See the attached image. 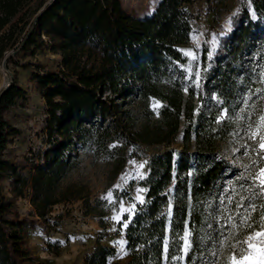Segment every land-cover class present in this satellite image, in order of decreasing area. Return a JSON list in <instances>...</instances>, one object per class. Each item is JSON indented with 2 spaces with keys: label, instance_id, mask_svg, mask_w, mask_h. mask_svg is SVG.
<instances>
[{
  "label": "trees",
  "instance_id": "trees-1",
  "mask_svg": "<svg viewBox=\"0 0 264 264\" xmlns=\"http://www.w3.org/2000/svg\"><path fill=\"white\" fill-rule=\"evenodd\" d=\"M191 1L158 0L150 14L138 17L120 0H0V68L24 66L19 52L34 53L45 45L61 55L54 68L30 63L32 80L47 103L48 147L24 168L5 153L19 134L12 108L26 91L16 74L0 89V264H42L25 240L36 219L15 209V199L27 188L35 214L43 218L70 199V188L62 189L61 183L79 152L91 148L96 156L113 159L115 178L128 158L138 155L133 146H170L180 133V148L149 157L148 175L140 182L147 190L144 203L125 217L129 257L123 264H209L200 259L212 221L211 201L230 168L221 145L236 128L240 93L262 85L255 67L264 64V0H242L233 29L220 37L214 57L208 59L204 46L200 79L205 92L217 96L215 102H206L194 87L185 91L189 57L180 45L191 41L186 9ZM152 98L163 103L158 116ZM132 100L137 108L130 106ZM6 177L11 196L1 185ZM83 199L87 213H95L105 227L102 201ZM253 201L260 204L264 198ZM186 228L192 249L184 261H172L171 256L183 255L180 237ZM165 239L169 260L164 259ZM116 252L99 241L86 264H121L111 262Z\"/></svg>",
  "mask_w": 264,
  "mask_h": 264
},
{
  "label": "rangeland",
  "instance_id": "rangeland-1",
  "mask_svg": "<svg viewBox=\"0 0 264 264\" xmlns=\"http://www.w3.org/2000/svg\"><path fill=\"white\" fill-rule=\"evenodd\" d=\"M127 12L138 17H145L150 14L158 0H120ZM213 1V2H212ZM242 0H227L220 2L218 0H192L186 4V9L192 17V37L188 44L182 45V50L191 49L195 53L197 59L193 60L189 57V63L183 68V78L185 80V91L194 87L197 93H200L205 101H218L216 95L211 96L205 92L200 79L202 70L201 56L204 46H208V59L214 57L218 50L219 39L233 29L232 18L239 12ZM48 40V37H45ZM199 44V47H197ZM19 61L25 63L24 66L10 64L7 68L3 66L1 70L0 87H5L9 83L11 74H16L19 84L26 91V98L20 101L12 108L11 120L13 125L19 130V134L13 138L8 144L5 157L12 163L20 167H26L33 159H37L39 153L48 147V136L46 131V122L49 117L47 114V103L42 93L38 90L37 84L32 80L33 65L30 63H41L47 68H54L61 60L59 53L52 52L50 45L40 47L34 53L21 51L19 52ZM260 65V64H259ZM256 66L258 72L257 78L262 85L256 89L264 88V64ZM195 66V69L193 67ZM197 73L199 75H197ZM255 89V90H256ZM249 89L241 92L240 99L235 107L238 114L235 121L236 128L231 137L223 142L221 151L229 159L230 168L222 182L221 188L216 191L215 200L211 201L210 219L212 220L207 231V237L204 243V249L201 253V259L204 262L212 264L218 261V264H227L232 249L224 244H217L218 240L223 239L220 235H228L231 230L227 222V216H235V201L239 199L237 193L244 196H250V191H245L248 180L238 179L241 174L245 176L255 170V167L264 166V162L257 166H252L253 155H245L251 152L248 145L254 142L248 139V125L252 123L261 109H264V100L260 99L264 93H256ZM251 96V99L248 97ZM155 98L150 100V106L159 115V109L163 105L159 101L160 106L154 108ZM131 102L132 108L138 107L136 100ZM226 110H223L222 117H225ZM180 133L170 146L165 145H149L131 148H138V155L129 157L125 167L119 172L118 176L113 178L112 170L114 160L106 156H96L91 148L79 152L77 163L72 171L66 176L61 183L62 189L70 190L69 200L58 202L51 211L43 218L35 214V209L30 200V189H26L23 197L15 199V209L22 216L34 217L36 225L28 227L25 233L27 246L31 250L33 256L42 264H86L87 259L91 256L97 243L100 241L104 245L114 246L117 250L115 257L111 258V262H119L121 264L128 260L129 253L127 251V238L125 237V229L122 227L125 217H132L134 213L125 212L123 220L118 223L111 219L115 214L113 209L119 210L118 203L113 205L108 200L103 199L109 190H112L117 201L123 200L125 206L137 204L139 201L135 199L137 189H144L140 195L145 199L146 188L140 183L141 180L148 175V161L151 154L165 150L167 147H181ZM135 161L136 164L130 163ZM147 162L143 169L139 172L143 174L141 179L137 176V166L140 163ZM246 166H248L246 168ZM125 179L127 183H125ZM11 179L4 178L1 185L9 196L11 191ZM121 185L120 188L114 187ZM244 185V189L240 187ZM232 197L233 203L228 202V198ZM83 198H87L89 203L94 204L97 200L102 201L106 214L103 217L105 227L99 222V217L95 213H87L89 207ZM137 207V206H136ZM136 210V209H135ZM129 223V222H128ZM240 238H246V234L241 231ZM124 240L126 243L121 246L117 243ZM232 240V237H229ZM219 252L216 256L214 252ZM244 253L243 249H239ZM246 254V253H244ZM207 260V261H205Z\"/></svg>",
  "mask_w": 264,
  "mask_h": 264
},
{
  "label": "snow or ice",
  "instance_id": "snow-or-ice-1",
  "mask_svg": "<svg viewBox=\"0 0 264 264\" xmlns=\"http://www.w3.org/2000/svg\"><path fill=\"white\" fill-rule=\"evenodd\" d=\"M199 47V44H197ZM186 56L192 57L193 60L197 59L193 50H183ZM197 75H199L197 73ZM256 93H264V88L256 89ZM251 99V96L248 97ZM260 99L264 100V95L260 96ZM160 106L159 101H156L153 105L154 108ZM223 119V117H221ZM248 139L254 142L253 145H248L247 147L251 148V152H245V155H253L255 159L252 160V166H257L264 162V109H261L259 114L256 116V119L250 123L248 126ZM114 147V145H113ZM132 164H136L135 161H130ZM147 162L140 163L137 166V176L143 179L144 176L139 172V169H143L144 165ZM248 166H246L247 168ZM238 179L248 180L251 183L248 184L247 189H244V185H240L245 191H250V196H244L237 193L239 199L235 201L234 212L235 216H227V222L229 228L231 229L228 232V235H224L223 232L220 235L223 239L218 240L217 244L227 245L232 249L230 257L228 258L227 264H264V202L257 204L253 201V197L264 198V166L255 167L254 171L249 172L246 176L241 174ZM127 183V180L124 181ZM114 187L120 188L121 185H115ZM145 191L144 189H137V196L135 197L140 203H144V198L140 195L141 192ZM103 199L108 200L110 204L119 205V210L116 211L114 208V215L111 217L112 220L120 223L123 220V214L125 212L134 213L136 209L135 204L125 206L122 199L117 201V198L114 196L112 190H109ZM229 203H233L232 197L228 198ZM173 205L169 201L167 215L172 216ZM130 219V217H129ZM128 220H123L122 227H128ZM243 231L246 233V238H240L239 233ZM192 235L191 231L187 228L184 230L183 235L180 237L182 241L181 252L183 255L180 256H171L172 261L180 260L184 261L186 257L189 256V252L192 249V241L190 236ZM229 237H232V240H229ZM119 243L123 246L126 242L120 240ZM243 249L244 253L238 251ZM169 244L168 240L164 241V259L169 260L168 256ZM219 252H214L213 255L216 256ZM212 264H218V261H213Z\"/></svg>",
  "mask_w": 264,
  "mask_h": 264
},
{
  "label": "crops",
  "instance_id": "crops-1",
  "mask_svg": "<svg viewBox=\"0 0 264 264\" xmlns=\"http://www.w3.org/2000/svg\"><path fill=\"white\" fill-rule=\"evenodd\" d=\"M182 45H180V47H181Z\"/></svg>",
  "mask_w": 264,
  "mask_h": 264
},
{
  "label": "water",
  "instance_id": "water-1",
  "mask_svg": "<svg viewBox=\"0 0 264 264\" xmlns=\"http://www.w3.org/2000/svg\"><path fill=\"white\" fill-rule=\"evenodd\" d=\"M2 87H0V89H1Z\"/></svg>",
  "mask_w": 264,
  "mask_h": 264
},
{
  "label": "built area",
  "instance_id": "built-area-1",
  "mask_svg": "<svg viewBox=\"0 0 264 264\" xmlns=\"http://www.w3.org/2000/svg\"><path fill=\"white\" fill-rule=\"evenodd\" d=\"M213 2V1H212Z\"/></svg>",
  "mask_w": 264,
  "mask_h": 264
}]
</instances>
